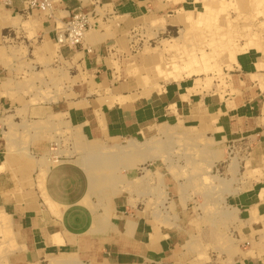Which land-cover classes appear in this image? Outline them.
I'll return each mask as SVG.
<instances>
[{
    "label": "crops",
    "instance_id": "crops-1",
    "mask_svg": "<svg viewBox=\"0 0 264 264\" xmlns=\"http://www.w3.org/2000/svg\"><path fill=\"white\" fill-rule=\"evenodd\" d=\"M186 3L191 2L54 0L51 13L43 14L30 11L27 0L9 5L0 0V264H74V253L80 258L75 264H189L181 233L186 226L176 214L175 225L156 224L148 193L136 189H104L83 202L91 187L89 173L67 154L72 148L67 131L78 130L88 141L82 146L87 152L130 139L147 150L145 133L169 124L228 142L252 139L264 153L262 83L234 94L201 92L196 77L192 89L174 80L149 94L112 85V55L125 45L128 32L148 17L164 20L161 31L178 25L170 13ZM78 9L90 14L86 35L81 44L61 46L58 28ZM169 15L174 23L165 20ZM57 62L70 69V80L72 71L87 76L79 78L75 92L67 88L46 97L25 91L29 80L38 84L41 72L55 70ZM139 161L128 158L120 176L130 182L146 177L152 160ZM263 188L244 191L233 207L228 205V218L238 216L241 250L228 257V264L264 263V252L259 253ZM252 237L255 255H248Z\"/></svg>",
    "mask_w": 264,
    "mask_h": 264
},
{
    "label": "rangeland",
    "instance_id": "rangeland-1",
    "mask_svg": "<svg viewBox=\"0 0 264 264\" xmlns=\"http://www.w3.org/2000/svg\"><path fill=\"white\" fill-rule=\"evenodd\" d=\"M175 1L191 2L170 13L176 15L178 25H170L161 31L164 20L155 22V17L144 18L141 25H136L134 33L128 32L130 37L125 45H118L112 55L113 86L121 85L124 90L149 94L151 90L160 91L161 83L165 85L174 80L182 81L192 89L193 77H196L201 92L225 94L229 91L234 94L239 93L241 87L264 84V0ZM164 18L174 23L175 16ZM144 55L151 57L144 60ZM259 63L263 66L259 67ZM71 74L72 80L70 69H65L64 62H57L55 70L41 72L38 84L26 79L29 83L24 89L46 97H56L67 88L75 92L79 78L84 76L82 79L86 80L87 76L79 77L75 71ZM225 81L229 85L223 87ZM157 127H172L173 136L157 133ZM65 133L59 132L63 137ZM67 133V140L72 142L67 154L83 166L84 159L89 162L86 170L91 187L87 198L90 194L103 192L100 183L113 173L110 182L119 184L115 186L119 187L117 190L136 189L148 193L146 204L152 209L156 224L175 225L176 215L179 223L184 222L186 227L181 233L189 264H228V257L241 252L236 238L238 216L228 218V205L233 207L240 193L264 187V153L256 149L252 139L228 142L226 138L214 136L212 142L206 143L205 138L212 134L201 131L198 135V131L173 124L156 126L142 139L149 138L146 144L150 149L127 157L139 161L151 155L152 161L147 166L151 170L146 171V177L142 175L130 182L124 180V174L120 176L126 173L125 159L118 169V165L112 168L111 160L99 154L100 147L87 152L83 147L88 141L78 130ZM127 141L119 145H125ZM92 152H96L95 159ZM110 168L114 172L109 174ZM95 169L98 171L93 175ZM207 171L214 176L208 177ZM44 173L43 169L41 179ZM107 185L104 188L110 189ZM260 195L264 196V188ZM259 233L263 240L259 253H262L264 229ZM248 239L252 245H248L247 254L255 255L254 239ZM72 260L74 264L79 262V255L74 253Z\"/></svg>",
    "mask_w": 264,
    "mask_h": 264
},
{
    "label": "built area",
    "instance_id": "built-area-1",
    "mask_svg": "<svg viewBox=\"0 0 264 264\" xmlns=\"http://www.w3.org/2000/svg\"><path fill=\"white\" fill-rule=\"evenodd\" d=\"M30 11L38 10L50 14L54 0H27ZM3 5H9L11 0H1ZM90 26V14L81 9L61 23L56 33V39L61 46L81 44Z\"/></svg>",
    "mask_w": 264,
    "mask_h": 264
},
{
    "label": "bare ground",
    "instance_id": "bare-ground-1",
    "mask_svg": "<svg viewBox=\"0 0 264 264\" xmlns=\"http://www.w3.org/2000/svg\"><path fill=\"white\" fill-rule=\"evenodd\" d=\"M162 19V18H161ZM159 21V20H158ZM156 22V21H155ZM157 26V25H156ZM175 39H177L176 37H175ZM163 41L165 42L166 40L165 39H163ZM235 56H236V53H233ZM232 56L233 57V59H235V56ZM150 57H151V55L150 56H147V58L148 59H150ZM122 100V99H121ZM170 128H172V127H161V128H159V132H162V133H165V134H167V135H172V130L170 129ZM162 135V134H161ZM160 135V136H161ZM173 136V135H172ZM167 137V136H166ZM203 137H205V136H203ZM208 137V136H207ZM206 137V138H207ZM155 138H157V137H155ZM155 138H153V139H155ZM205 138V142L207 143V142H210L211 140H212V137H208L207 139ZM210 139V140H209ZM136 139H134V141H135ZM133 141V139L131 140H128L127 141V143L125 144V145H108V146H104L103 148H100V150H99V154H103V156L104 157H106L105 159H110L111 160V166H112V168L113 167H116L115 165H118V167L116 168V169H118L119 168V165H120V163H121V161L123 160V159H125L126 161L128 160V155H133L134 153H137L138 155H139V152L138 151H145V148H146V146H145V148L144 147H142V148H140L141 146H139L140 144H139V142H134ZM145 141H146V139H145ZM213 141V140H212ZM211 141V142H212ZM147 142H149V141H147ZM151 142V141H150ZM150 144V143H149ZM142 145V144H141ZM147 145V148L148 149H150V145H149V147H148V144H146ZM140 149H142V150H140ZM141 152V153H142ZM93 153V155H95L94 156V159L97 157V155H96V152H92ZM98 153V152H97ZM145 153H146V151H145ZM144 153V155L143 154H140V155H143V156H145L146 154ZM88 154V153H87ZM91 157V156H90ZM148 157H150L149 159L150 160H152V157H151V155H149ZM147 156L146 157H144V159H143V157L141 158V162L142 161H144L145 160V158H148ZM86 158V157H85ZM130 158V157H129ZM88 159H89V157H88ZM143 159V160H142ZM93 160V159H92ZM140 161H139V163H140ZM145 162V161H144ZM93 163H91V165H92ZM238 164V163H237ZM88 165H89V162H86V159H84V166L86 167V169L88 168ZM90 167V166H89ZM89 170V169H88ZM97 169H95V170H93L92 172H93V175L94 174H96L97 173ZM109 171V174L111 173V172H114L113 171V169H109L108 170ZM107 171V172H108ZM209 171V170H208ZM208 171L206 172V174H207V176L209 177H213L214 175H209V173H208ZM232 171V170H231ZM113 174V173H112ZM112 174H110L109 175V177L108 176H106L105 178H103L104 180L102 181V182H104L105 184H103L102 185V182L100 183V187L102 188V189H106V188H104V187H106V184H108L107 186L110 188V189H112V190H115V189H117V188H119V187H115V186H118L119 184L118 183H113V182H116V181H113V182H110V180H112L111 179V175ZM206 176V177H207ZM205 177V176H204ZM114 179V178H113ZM224 180V179H223ZM230 180V179H229ZM136 181V180H135ZM121 184V183H120ZM125 185H126V183H124ZM123 184V185H124ZM123 185H120L121 186V188H122V186ZM127 187V186H126ZM115 188V189H114ZM122 190H124V189H122ZM126 190V189H125ZM231 192V191H230ZM85 201H87V197L83 200V202H85ZM87 203V202H86ZM94 205V204H93ZM96 208V207H95ZM100 221V220H99ZM100 223V222H99ZM61 235V234H60ZM56 238L57 239H60V236H59V234H57L56 235ZM64 242V241H63ZM61 243V242H60ZM3 248V247H2ZM13 251V250H12ZM8 253V252H7ZM4 255V254H3ZM5 257V256H4ZM3 258V257H2ZM52 264V263H51ZM69 264V263H68Z\"/></svg>",
    "mask_w": 264,
    "mask_h": 264
}]
</instances>
